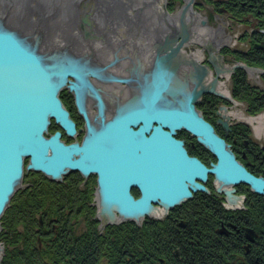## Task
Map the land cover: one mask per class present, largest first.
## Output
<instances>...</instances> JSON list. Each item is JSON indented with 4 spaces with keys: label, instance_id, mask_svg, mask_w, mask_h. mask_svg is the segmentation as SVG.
Listing matches in <instances>:
<instances>
[{
    "label": "water",
    "instance_id": "1",
    "mask_svg": "<svg viewBox=\"0 0 264 264\" xmlns=\"http://www.w3.org/2000/svg\"><path fill=\"white\" fill-rule=\"evenodd\" d=\"M194 3L195 0H188L182 10L181 32L177 33L183 40L187 39L188 12L196 14ZM81 30L90 37L85 24ZM39 45L0 28V229L4 211L23 181L26 160L27 171L43 173L56 181L75 171L86 178L96 174L104 226L118 220V214L140 222L158 210L154 204L160 203L167 209L179 204L192 197L194 191L206 190L199 180L205 181L209 173L225 184L243 181L264 193V179L250 174L235 160L225 141L197 110L203 94H218L206 89L202 82L211 74L209 67L194 59L188 61L192 66L190 74L198 75L200 80L189 89L178 77L177 50L157 56L152 81L142 87L138 104L129 109L119 108L118 115L106 121L102 95L88 78L100 72L73 59L65 58L63 63L55 56H45L39 52ZM209 48L210 61L220 74L221 65L215 60L221 62L222 57L215 55L216 48ZM213 79L217 84L218 79ZM68 84L86 118L82 143L66 144L61 132L47 136L51 120L69 136L77 132L60 98L62 88ZM87 94L94 95L99 102L100 126L89 120L85 109ZM168 96L172 99L168 100ZM174 99L180 100L178 105L166 104ZM180 129L193 133L218 156L212 169L191 157L184 142L173 136ZM150 132L151 136H146ZM133 186L142 193L137 199L131 193ZM3 251L0 244V255Z\"/></svg>",
    "mask_w": 264,
    "mask_h": 264
},
{
    "label": "flooded vegetation",
    "instance_id": "2",
    "mask_svg": "<svg viewBox=\"0 0 264 264\" xmlns=\"http://www.w3.org/2000/svg\"><path fill=\"white\" fill-rule=\"evenodd\" d=\"M214 3L213 5L205 3V7L215 9V12L218 11L222 16L231 13L227 16L231 26L241 30V35L237 39L240 44L238 47L230 49L229 53L223 49L220 53L215 52L216 56L224 57L222 58L223 64H219L221 70L228 63H237L238 59H242L251 63L249 65L253 68L252 70L257 71V75L250 74L244 69H237L231 76L222 72L218 77L220 94L208 92L203 94L197 103V110L214 127L216 134L225 141L227 149L232 152L235 160L250 174L264 179V129H262L264 86L254 85L250 81L249 75L246 74L249 73L250 77H255V79L261 77L260 82L264 84V47H260L264 46V0H215ZM242 6L245 9L242 10ZM240 11L243 13L239 14ZM139 23L140 29L137 34H143V37L135 38L134 47L122 50L118 59L111 46L110 36H98L97 30L92 29L91 21L85 22L92 36L89 39L84 37V39L88 40L90 44L86 42L84 44V41L79 44L83 47L86 45L91 56L87 59L79 57L77 54L76 59L87 68L96 66L99 69L110 70L124 80L111 84L104 79L98 81L94 76H91V79L94 78L97 81L95 84L97 88H101L103 91V116L106 121L113 119L116 113L118 102L115 98L127 100L132 97L131 93L140 90L139 83L144 80L142 75H147L149 70L151 71L154 67L156 56L148 51V47L150 50L156 51V47L151 46V41L155 39L157 44L158 37L154 36L155 31L148 32L141 20ZM136 24L138 23L136 22ZM124 44L126 45V42ZM101 45H105L104 48ZM78 47L79 45L75 46L76 49ZM121 47L123 46L121 45ZM213 48L217 49V46L213 45ZM131 50H136L138 55ZM187 50L190 52L191 48ZM96 52H101L105 56V61L95 59L93 55ZM208 53V51H204V54L201 55L199 60L202 65L207 63L212 65ZM137 56L140 58L139 61ZM188 69L182 70L180 77L182 85L186 84V77L188 74L190 75V73L187 74L190 71ZM103 73L106 72L101 74ZM242 75L245 77V81L256 90L249 91L250 99L245 102L237 95L241 88L249 87L248 85L239 86ZM213 78L214 76L210 77L206 82H213ZM206 82H203L205 86ZM187 84L189 89L195 86L193 81ZM227 85L229 86L227 87ZM65 90L68 89L65 88L63 90L65 93L62 91L60 97L76 124L77 132L74 136H68L59 124H57V130L56 125L53 124L54 120L49 127V132H53V134L61 132L62 140L67 144L82 143L86 133V118L77 105L76 96L69 90L68 92ZM222 91H227L228 94L224 95ZM234 97L241 102L236 101ZM71 98H74L73 102ZM87 98L89 101H86L85 109L88 117L94 113L95 115L100 114L99 102L90 96ZM240 104H245L244 113L237 109ZM242 115L250 118V121L242 120L240 117ZM138 127L134 128L138 129ZM146 136L150 137L151 132ZM173 136L177 140L183 141L188 154L198 158L207 168L212 169L218 163V156L208 146L200 142L194 134L180 129ZM73 173L76 172L69 173L65 178ZM34 174L36 175L33 176ZM29 176L31 178H28ZM36 176H42L44 179L36 181ZM65 178L54 181L40 172L27 175L26 181L19 189L21 190L19 193L23 195L19 198V203H22L23 198L26 199V197V201H29L31 199L29 195L36 192L35 189L38 186L42 194L49 195V197L42 196L37 207H32L29 204H24L21 207L18 205L15 217L21 216L26 222L34 221L33 229L36 240L31 239L30 241L34 248L44 252L56 251L58 254L69 250L73 254V260H77V252L80 250L79 243H83L79 237H87V243L90 244L91 236L87 222L90 219L95 221L97 235L105 236L104 239L108 238V241V236H111L110 224L103 227L99 216L96 217L97 214L94 211L98 176L90 175L85 183H82L80 179ZM199 182L205 186L206 190L194 191L192 197L184 199L169 209L160 203L154 204L155 207L166 210L160 216L154 214L146 216L144 220L151 219L142 224H136L140 228L138 251L142 252V228L146 223L149 224V233L152 239L158 231H161L165 240L160 243L157 239L154 240L152 255L147 256L146 261L138 260L135 264H148L149 262L151 264H264V193L258 192L251 184L243 181L236 184H225L219 181L213 173H209L205 181L199 180ZM77 185L80 189L87 190L88 194L87 206L82 212L80 210H82L84 199H81L82 205H80L79 198L76 197ZM54 187H59V189L54 190ZM54 192L60 194V197H53L51 194ZM131 193L136 199L142 194L137 186L131 188ZM26 210L28 213L22 214ZM119 223L121 224L118 226L124 225L122 220ZM21 227L23 228V226ZM11 249H14V246ZM159 251L166 253L158 255ZM91 252L94 253L93 242ZM122 252L119 264L126 262L127 253L124 250ZM62 258L63 255H60V259ZM153 259H157V261H150ZM75 262L79 264L78 261Z\"/></svg>",
    "mask_w": 264,
    "mask_h": 264
},
{
    "label": "rangeland",
    "instance_id": "3",
    "mask_svg": "<svg viewBox=\"0 0 264 264\" xmlns=\"http://www.w3.org/2000/svg\"><path fill=\"white\" fill-rule=\"evenodd\" d=\"M1 1L3 2V4H1V6H3V7H1V9H3L2 11H4L5 9H7V10L13 9V7H14V10L11 13V16L9 15L10 16L9 19L10 18L13 19V17L15 18V17L19 16L20 17L19 19L20 20L22 19L21 22H23V23H28V22L31 23L33 21L35 23L37 22L35 27H37V24L40 25L39 27H41L43 29V34H42V36H40V45L38 46V49H39V52L45 56H48V54L50 52H52L53 49L50 50L51 46H49L50 45L49 43L54 42V40H57V39L60 40L61 39L60 41H71V42L75 43V45L79 44V43L81 44L85 40L84 39V33L81 30H79L81 20L79 17L80 15L77 13V9H80L81 3H78V0H0V3H1ZM96 1L98 4L97 7L99 8L97 11L98 15L103 17V18H101V20L104 19L105 24H107V20H109L108 17L115 19V21H122V20H125L124 18L128 17L129 21L127 23H123L124 25H128V23L130 22L131 25L130 24L129 25L132 26V28H134L133 25H135L136 22L138 24H140L139 20H141L144 27L146 26V28L148 29L147 30L148 32L151 31L152 21H153L154 17H156V16L158 17V15L160 17L162 16V20H164L163 23L166 25V22H165L166 21V19H165L166 13L170 14V15L177 14L180 10L181 11L183 10V7L185 6V3H186L185 0H167L165 2V4H162V2L158 1V0H153V3H149V2L147 3V2H144L142 0H96ZM214 1L215 0H195L193 9H194V11H196L197 15H200L202 17V19H203L202 21L206 22V24L203 25V27L209 28L213 32L214 38L212 40L219 41V42H221V41L226 42L222 45L219 44L216 51L218 53H220L223 49L224 51H227L226 53H229L230 49H235L236 47H238L240 45V44H238L239 41L237 39L241 35V30L231 26V23L229 22V20L227 18V16L231 15V13H228V15H226V16H222L221 13H219L218 11L215 12L216 11L215 9L205 7V3L213 5V4H215ZM163 5H164V7H163L164 9L161 8V6H163ZM133 7H135L136 9H134ZM21 8H22V11L20 12V15H17V16L14 15V14H18L17 9H21ZM243 9H245L244 6H242V10ZM133 11L136 13H134ZM36 13H38L39 16H37ZM116 13H118V15L115 17ZM130 13L133 16H131ZM36 19H38V20H36ZM119 23H121V22H119ZM130 26H129V28H130ZM141 27H142V25H141ZM161 30L155 31L154 36H157V37L159 36L162 38L166 34H168L167 32L165 33L164 29H161ZM178 30L179 31L181 30V28H179V26H178ZM82 38H83V40H82ZM67 39H72V40H67ZM31 42L34 43L33 41H31ZM195 43H198V44H195ZM195 43L191 44V47H190L191 51L196 52L197 51L196 49H198L199 51L203 50V46L207 49L204 42L201 43L198 41ZM42 44L44 45L43 47H41ZM101 46H102V48H104L103 46H105V45H101ZM114 47L115 46H113V48ZM260 47L263 48L264 46L261 45ZM225 49H227V50H225ZM101 51H104V50H101ZM115 54H116L115 56L119 59V53H115ZM202 54H204V51ZM76 56L77 55H75V57ZM63 57H66V56H63ZM93 57L97 60L105 61V59H104L105 56L101 52H96L93 55ZM208 57L210 58L209 55H208ZM222 58H224V57H222ZM249 64L251 65L250 62L242 60V59H238L237 63H234V62L228 63L225 66L226 69L229 71V72H227L228 73L227 75L231 76L232 73H234L237 69H244L246 72H248L249 70L253 69V68H251V66ZM203 66L210 68L211 77L214 76V78L218 79L219 75H221V73H222L221 72L220 74H218V72L216 71L213 64L210 65L209 63H207ZM240 66H243L244 68L240 67ZM97 68L98 67H96V66H91L88 69L91 71H94V70L99 71L100 75L104 74V73L101 74L102 72H106L103 69H99V68L97 69ZM89 70H87V71H89ZM183 71L181 69L179 70L178 77L179 76L181 77ZM216 74H217V76H216ZM246 74L249 75V79L254 85L262 86V87L264 86V84H262L260 82L261 77H258V79H255V77L254 78L250 77L249 73H246ZM142 77L144 79L143 75H142ZM118 78L121 79L122 77L118 76ZM241 80H244V81L246 80L245 77H243V75L241 77ZM246 85L249 86V87H246V89L253 90L252 92L256 91V90H254L255 88L251 87V85H249L247 82H246ZM143 86H144V84L142 85V87ZM228 86L229 85H227V87ZM65 91L68 92V90H65ZM63 93H65V92L63 91ZM60 95H62V94H60ZM88 95H90V94H87L86 97H88ZM233 95H234V93H233ZM130 96H132L134 99L135 98L138 99L140 97V90L137 92L135 91V92L131 93ZM239 96H242V95L239 94ZM249 96L250 95L243 97L244 102L247 99H250ZM102 97H103V94H102ZM71 99L73 102L74 98H71ZM234 99L238 102H241V100H239L235 97H234ZM179 101L180 100L174 99L173 102L169 101V102H166V104L174 106V105H178ZM244 105L240 104L237 109L240 110V112L244 113L245 112V106ZM116 111L118 112L119 109L117 108ZM100 122H101L100 120H99V122H97L98 126H100ZM53 124H54V126L56 125V128H57L58 123L55 121V123L53 122ZM57 130H58V128H57ZM49 135L50 136L53 135V132H51V133L48 132L47 136L50 137ZM85 135H86V133L84 134V137H85ZM28 163H29V161L27 160V164ZM27 175H30V171H27V169H26L25 176H24L25 180L27 178ZM79 179L82 181V183H85L87 178L84 177L83 175H80ZM54 181H56V180H54ZM19 192H21V190L18 189L15 193L16 195H14V196L18 197ZM95 197H97V200L95 201L96 206H95L94 211L97 214L96 217L99 216L100 223L104 227L102 218L100 217L101 216L100 215V203H99L100 199H99V194H98V187H96V196ZM11 204L12 203H10V206H11ZM117 218L119 220V217H117ZM144 219L145 218H143L140 222H136L134 220L133 221L131 220L130 223H132L133 225L137 224V223L142 224L146 221H149L151 218H148V220H144ZM118 220H116L114 222H112V221L108 222V224H110L109 230L112 229L114 226H118V224H121L118 222ZM127 223H126V221H124V224H127ZM145 227L146 228H144V229L149 231V229H150L149 224H146ZM19 228L21 230H23L24 227L22 228L20 226ZM2 230H3V225L1 222L0 235L2 234ZM156 239L159 241V243H160V241L165 240V237H163V233L161 231H158V233H156V235L154 236V239L151 238L150 242H146L143 239V247H141V248H142V251L144 250V253L141 254V251H138V253L140 252L139 258H137V254H135V257L132 256L131 262L138 261V260L146 261L147 256L152 255V252H151L152 246H153L152 243L154 244L153 241ZM0 244H1V246L4 247L3 254L0 255V264H1L3 259H4L5 254H6V246H5V242L3 239H0ZM10 250H11V253L13 251H15V249H10ZM164 253H166V252L159 251L158 255H163ZM150 261L154 262V261H157V259H153ZM108 264H110V263H108ZM148 264H151V263L149 262Z\"/></svg>",
    "mask_w": 264,
    "mask_h": 264
},
{
    "label": "bare ground",
    "instance_id": "4",
    "mask_svg": "<svg viewBox=\"0 0 264 264\" xmlns=\"http://www.w3.org/2000/svg\"><path fill=\"white\" fill-rule=\"evenodd\" d=\"M142 1L147 2V3L148 2L149 3H153V0H142ZM158 1H161L162 4H165V2L167 0H158ZM187 1L188 0H185V2H187ZM78 3H81L80 4L81 5L80 9H77V13L80 15L79 17H80V20H81L80 21L79 30H81V27H82V25L85 24L86 20L87 21L90 20L91 23H92V29L97 30L98 36L99 35L103 36V37L110 36V38L112 39L111 40V42H112L111 46L112 47L115 46L113 48V51H115L116 53H120L122 50H126V49L134 47V45L136 44V39L135 38L138 39L139 37H143V34H137L139 29H140V25L139 24L133 25L134 28H132V26H130L131 25L130 22L128 23V25H124L123 24V23H127L129 21L128 17L124 18L125 20H122V21H115V19L108 17L109 20H107V24H105L104 23L105 20L104 19L101 20V18H103V17L98 15L97 11H98L99 8L97 7L98 4H97L96 0H78ZM1 4H3L2 1L0 3V9H1V7H3V6H1ZM163 7H164V5L161 6V8H163ZM133 8L136 9L135 7H133ZM2 10L3 9L0 10V28H2L3 30L8 29V30H11L12 32L17 33L18 36H20L21 38L26 39L27 43L28 42L31 43V41H33L34 43H37V44L40 43L38 38H40V36H42L43 29L41 27H39L40 26L39 24H37V27H35L37 22L36 23L33 22V21L31 23L30 22H28V23L21 22L22 19L20 20L19 19L20 17L17 16V15H20V12L22 11V8L21 9H17V13L18 14H14V15L17 16V17H15L16 19L14 17H13V19H11V18L9 19V17L11 16V13L14 10V7H13V9H9V10L5 9L4 11H2ZM134 13H136V12H134ZM36 15L39 16L38 13H36ZM117 15H118V13L115 14V17ZM130 15H131V13H130ZM82 16H84V17L81 18ZM181 16H182V11L181 10L177 14H174V15H170V14L166 13V15H165L166 25L163 23L164 20H162V16L160 17L158 15V17L156 16V17L153 18L152 27L150 26L151 29H152L151 32L152 31H159L161 29H164L165 33L166 32L168 33L162 38L158 36V39L156 38L157 41H158L157 44H156V41H154L155 39L151 41V46L153 48L156 47V49H155L156 51H152L148 47V51L150 53H154L153 55L156 56L154 58V64L157 61V56H160V55L163 56L166 53L171 52V50H177V52L175 54L177 55L176 58L178 60V62H177L178 66H179L178 68L181 69V70H185L186 68H189V70H190L192 66L190 67V64L188 63V61L190 62L191 59H194V60H197V62L200 65H202L200 63L199 59L201 58V55H202L203 51H207V50L209 51L210 44H211L212 47H213V45L218 47L219 44L222 45V44L226 43L225 41L219 42V41L212 40L214 38L213 37V32L209 28L203 27V25H202V22H203L202 21L203 20L202 17L200 15L192 13V10L188 12L187 17L185 19L186 20V24H187V28H186L187 39L183 40L182 37L180 38V36L177 33V31H179L178 30V26L181 23ZM36 20H38V19H36ZM119 22H121L122 24L119 23ZM85 26H87V25H85ZM129 26H130V28H129ZM142 28L144 29L143 25H142ZM86 29H87V27H86ZM183 32H185V31H183ZM90 36H92V34ZM84 37L86 39L90 38V37H86L85 35H84ZM60 40L57 39V40H54V42L49 43L50 44L49 46H51L50 47L51 49L50 48L49 49L50 50L53 49L52 52H50L48 54L49 57L50 56H52V57L55 56L57 59L59 58L61 62L65 63V61H66L65 58H68V60L69 59H73L75 62L78 61L77 59H75L76 58L75 55H77V54L79 55V57H85L87 59L91 56L89 48H87L86 45L83 47L80 44H76L75 45V43H73L71 41H60ZM67 40H72V39H67ZM82 40H83V38H82ZM198 41L201 42V43L204 42L205 45L208 44L209 46H207V49L203 46V50L199 51L198 49H196L197 50L196 52H193V51L189 52L187 49H190L191 44L195 43V42H198ZM85 42L87 44H90V42L88 40H84V44H85ZM125 42H126V45L124 44ZM195 44H198V43H195ZM74 45L75 46L79 45L77 50L75 49ZM121 45L123 47H121ZM146 45L148 46L147 43H146ZM43 46L44 45L42 44L41 47H43ZM131 51L134 52V54L138 55V52L136 50L135 51L131 50ZM63 56H66V57H63ZM137 58H138L137 60L139 61L140 60L139 56H137ZM221 62H220L219 59L215 60L216 64H218V63L220 64ZM224 68H222L221 71L223 73H225V74H228L227 71H226L227 69H224ZM105 71H106L105 74H103V75H99V74L98 75H94V78L96 80H98V81L104 79L105 81L111 82V84L117 83V81L119 80L118 76L115 73H113V71H110V70H105ZM152 71H153V68H152L151 71L149 70V73L147 75L144 76L143 82L141 81L139 83V85L141 86L140 87V92H141L143 84H145L147 82L150 83L152 81V77H153L152 74H151ZM191 72L192 71H188L187 74L191 73ZM248 72L250 74L257 75V71H255V70H249ZM210 77H211V74L206 75V77L203 79V82L208 81L210 79ZM88 78H89L90 84H93L94 87L98 90V92L102 95L103 94L102 89L101 88H97V86L95 85V84H97V81L94 78H92V79H91V77H88ZM121 79L123 80V78H121ZM197 79H199L198 75H195V74H190L189 75L188 74V76L186 77L185 83L187 84L190 81L200 82V80H197ZM206 83L208 85L206 84L207 87L205 86V88L206 89L209 88L210 89L209 91L213 90V91H216L217 93L220 92L219 87H218L219 82H217V84L214 81L213 82H206ZM65 88L70 90L69 84L65 85L62 88V90H64ZM199 88H202L201 84H199ZM61 92H60V94H61ZM71 92L74 93L73 91H71ZM208 93H210V92H208ZM222 93L224 95L228 94L227 91H222ZM212 94H214V93H212ZM88 96H90V98L95 99L94 97H92V95H88ZM104 98H105V96H104ZM130 98H132V99H130ZM167 98H168V100L172 99V97H169V96ZM115 99L118 102L116 104V106L118 105V107H117L118 109L119 108L120 109H129V108H132V107L136 106L138 104V102H139L138 99H136V98L134 99L133 97H129V99H127V100H125V99L121 100L122 98H115ZM86 101H89V99L86 98L85 105H86ZM120 101H121V103H120ZM117 113L118 112L116 111L114 116H117L118 115ZM240 117L244 121H247V122L250 121V118H247L244 115H242ZM100 118H101V115L100 114H96L95 115V113L92 114V116L91 115L89 116V120H90L91 124L95 125V126H98V124L96 122H99V120H102ZM262 118H264V116ZM51 123H52V120H51ZM260 123H262V122H260ZM262 129H264V123H263ZM61 139H62V134H61ZM70 144H72V143H70ZM184 148H185V146H184ZM27 165L28 164L26 163L25 164V169H24V176H25V171H26ZM34 172L35 171L30 172V174L34 173ZM75 172L77 173V171H75ZM24 179L25 178L23 177V181H22V183H21V185H20V187L18 189H20L23 186V182L26 181ZM12 199H14V196H13ZM12 199H11V202H12ZM176 205H174V206H176ZM165 208L167 209V207H165ZM165 208H163V210L158 208V210L156 212H154L153 214L157 215V216H160L163 213V211L166 210ZM5 213H6V210L4 211V214ZM4 214H3V216H4ZM118 217H119L118 222H120L121 220L122 221H126V223L127 222L128 223L131 222V220H128L127 218L122 217L119 214H118Z\"/></svg>",
    "mask_w": 264,
    "mask_h": 264
},
{
    "label": "trees",
    "instance_id": "5",
    "mask_svg": "<svg viewBox=\"0 0 264 264\" xmlns=\"http://www.w3.org/2000/svg\"><path fill=\"white\" fill-rule=\"evenodd\" d=\"M239 14L243 13V11L238 12ZM239 86H246V82L244 80H240ZM248 89L241 88L240 92L238 91V95L241 94L240 98L244 99L243 97L248 96L249 94ZM34 174L33 176H35ZM80 177L79 173H73L68 178L65 179H75L78 180ZM28 178H31L29 176ZM42 176H36V181H42ZM78 187V185H77ZM43 189V188H41ZM54 190H58L59 187H54ZM32 195H29L31 199L29 201L23 198V202L19 203V198L22 193H19L18 197L14 196L12 200L11 206L6 210V213L1 219L3 230L2 234L0 235V239H3L6 246V254L1 264H78L75 261H78L79 264H119V257L122 255V250L126 251V259L124 264H135L136 261L131 262L132 256L135 257V254L140 255L138 253V245H139V230L140 228L136 224L127 223L120 226H114L110 229L111 236L105 240V236H98L97 235V226L94 224L95 221L91 219L87 222V228L89 230V235L91 236L90 244L87 243V237H79V240L83 243H79L80 250L78 253L77 260H73V254L69 252V250H64L61 253H57L56 251L51 252H44L43 250L36 249L34 246L31 245V239L36 240L33 224L34 221L30 220L26 222L19 217H15V213L17 212L16 208L18 205L23 206L31 205L32 207H37V204L40 202V198L42 196L49 195L42 194L39 186L35 189ZM53 197H60V194L54 192L51 194ZM76 197L79 198L78 202L80 203L81 199H84L82 212L86 209L87 203L86 199L88 198L87 190L80 189L78 187V192ZM80 205H82L80 203ZM19 207V208H20ZM28 211H24L22 214H26ZM37 223V221H36ZM147 224V223H146ZM146 224L142 229V236L146 242H150L151 234L146 228ZM20 226H23V230L19 229ZM108 241V242H107ZM94 247V253L91 252V247ZM36 244V243H35ZM89 245V247H88ZM14 246L15 251L11 253V247ZM32 247V248H31ZM144 253V250L141 254ZM60 255H63V258L60 259ZM131 259V260H130ZM107 260V261H106ZM106 262V263H105Z\"/></svg>",
    "mask_w": 264,
    "mask_h": 264
}]
</instances>
